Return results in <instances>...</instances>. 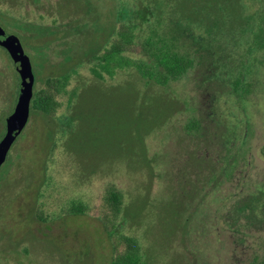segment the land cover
I'll return each mask as SVG.
<instances>
[{
	"label": "rangeland",
	"instance_id": "374dc122",
	"mask_svg": "<svg viewBox=\"0 0 264 264\" xmlns=\"http://www.w3.org/2000/svg\"><path fill=\"white\" fill-rule=\"evenodd\" d=\"M122 6L123 0H0V25L19 36L31 59L34 93L49 76L77 70L54 114L33 109L31 101L29 120L1 166L0 264H111L117 242L109 235L114 216L105 200L111 184L124 194L117 219L127 220L119 233L140 238L148 264H226L227 255L228 264H248L231 256L243 249L230 241L210 249L226 255H209L199 242L208 238L203 226L198 232L182 223L188 201L180 188L187 186L177 169L189 156H234L248 126L239 162L214 194L224 197L214 203H226L221 216L230 215L248 189L264 185V94L232 102L216 98L218 133L227 131L225 122L241 123L238 137L224 148L213 128L209 140L203 127L189 126L196 119L210 126L212 93L224 91L214 84L206 89L194 70L166 86L145 84L130 68L95 78L91 50L115 36ZM20 82L10 53L0 46V140ZM232 110L237 119L227 121ZM188 173L189 179L197 174ZM73 201L84 202L87 212H70ZM246 246L249 255H259L252 264H264V232L253 230Z\"/></svg>",
	"mask_w": 264,
	"mask_h": 264
},
{
	"label": "trees",
	"instance_id": "16d2710c",
	"mask_svg": "<svg viewBox=\"0 0 264 264\" xmlns=\"http://www.w3.org/2000/svg\"><path fill=\"white\" fill-rule=\"evenodd\" d=\"M122 9L115 36L91 50L88 61L95 78L103 80L130 68L145 84L166 86L194 70L206 89L213 84L223 87L228 100H245L253 91V84L248 82L253 34L259 36L260 44L264 43V16L255 17L254 13H264V0L252 4L250 0H123ZM243 45L250 47L243 49ZM76 72L71 69L49 76L44 86L35 91L32 108L54 114L61 104L58 97L68 92ZM261 87L264 90V83ZM219 95L212 93L213 99ZM229 117H236L234 111ZM200 124L196 119L189 126ZM260 188L264 189V185ZM105 200L114 216L109 220V235L117 238L111 264H148L140 238L119 233L118 225L127 220L125 216L117 219L125 204L121 189L111 184ZM257 205H264L261 197L244 202L240 212L255 210ZM69 210L84 214L87 206L73 201Z\"/></svg>",
	"mask_w": 264,
	"mask_h": 264
},
{
	"label": "flooded vegetation",
	"instance_id": "af4514ba",
	"mask_svg": "<svg viewBox=\"0 0 264 264\" xmlns=\"http://www.w3.org/2000/svg\"><path fill=\"white\" fill-rule=\"evenodd\" d=\"M254 15L255 17H259L264 16V13H254ZM255 24L258 25V21H256ZM255 31H258V28H256ZM253 36L254 42L251 44V49L253 52L252 59L251 62L248 60V62H250V64L252 65L251 78L248 79V82H251L253 84V91L250 93L261 92L264 94V90L261 87V83H264V43H259L260 39L258 35L253 34ZM249 47L250 46L248 45L242 46L243 49H247ZM219 96H223L225 98L224 101H229L225 94L221 93ZM221 97H219L218 99H220ZM218 99H214V103L212 102V105L214 107L213 110L209 109L208 113H206L210 121V124L208 125L210 126L205 125V120L203 123L201 122L202 124H200V126L198 127L199 129L203 127V132H205L209 140H211V131L213 128V134L215 138H219L218 136L220 135V143L222 147L228 148L229 143L231 141H235L232 137H238V128L241 126V123L234 125V123L225 122V128L230 132L229 135L226 134L227 131L218 133L219 129L217 126H220V124L222 123V114L220 112L221 109L218 105H215V101ZM230 100L232 102L233 99ZM230 113L231 111L229 112V114ZM229 114L226 117L227 121ZM232 118L237 119L235 117ZM249 129L250 128L245 125L246 133L243 134V137L239 135L241 138L240 145L234 156L229 157L227 154H225L224 156L214 158V160H212L210 156H205L204 158L199 156L197 158L193 157L192 159L189 156L188 160L190 161L188 162L187 160L182 165V168H179L178 166L177 168L179 169H177V171L181 170L180 175L183 178V185L185 182L187 186L186 188H180L183 196L188 201L186 207L183 208L184 215L182 223L187 227L191 226L188 228H192L193 226H195L198 232L199 228L203 226V229H205V233L208 235V238L204 241L199 240V242L206 243L205 247L206 249L208 248L207 250L210 253L209 255H226L225 252L218 254L212 253L210 249L213 248L216 244L222 245L230 241L232 243H236V246H242L243 249V255L231 256L233 258H238V263H246L249 260L248 264H252L254 261L256 262L258 260L259 255H249V251L245 250L248 247L246 246V237L247 235H250L253 230H256L258 233L264 232V205H257L255 210L248 208L247 211H245L246 213L243 211L240 212V208L243 206L244 202L249 201L254 197H261V200L264 202V189L259 187L258 189L254 190L248 189V192L245 193V196L243 195L242 199L235 201L230 210L231 214L229 215V213H225L224 217L221 216V211L222 208H225L226 203H214V201L219 199L217 196H214V194L222 185L223 179L226 178L228 171L232 172L233 167H235L239 162L238 155L244 147L246 134ZM190 169L195 170L197 174H194V178L189 179L188 171ZM260 189L261 192H259ZM219 200L224 201V197L220 198ZM209 219L210 222L208 221ZM208 223H210L209 226ZM175 226L178 229V226L176 224ZM228 259L229 255H227V258H225L224 260L226 264H228ZM229 264H231V262H229Z\"/></svg>",
	"mask_w": 264,
	"mask_h": 264
},
{
	"label": "water",
	"instance_id": "95a60500",
	"mask_svg": "<svg viewBox=\"0 0 264 264\" xmlns=\"http://www.w3.org/2000/svg\"><path fill=\"white\" fill-rule=\"evenodd\" d=\"M0 46H3L8 50L21 77L18 101L13 113L7 118L6 133L0 140L1 169L13 143L29 120L36 77L31 59L25 52L19 36L14 33H8L1 25Z\"/></svg>",
	"mask_w": 264,
	"mask_h": 264
}]
</instances>
